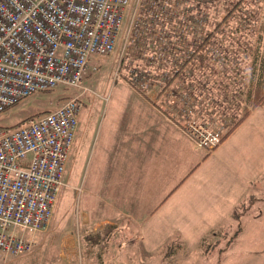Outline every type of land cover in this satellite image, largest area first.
<instances>
[{
    "label": "built area",
    "instance_id": "built-area-1",
    "mask_svg": "<svg viewBox=\"0 0 264 264\" xmlns=\"http://www.w3.org/2000/svg\"><path fill=\"white\" fill-rule=\"evenodd\" d=\"M130 1L0 0V112L37 92L80 87L92 59L114 50ZM201 1L138 3L156 59L173 73L187 67L195 47H206V13L197 17L185 8ZM82 105L79 96L70 97L14 126H0V253L30 251L33 233L51 219ZM182 125L201 149L214 150L223 140L222 127L210 130L188 118Z\"/></svg>",
    "mask_w": 264,
    "mask_h": 264
},
{
    "label": "crops",
    "instance_id": "crops-1",
    "mask_svg": "<svg viewBox=\"0 0 264 264\" xmlns=\"http://www.w3.org/2000/svg\"><path fill=\"white\" fill-rule=\"evenodd\" d=\"M199 64L198 74H157L149 90L104 92L98 96L104 99L103 105H94L93 98V105L82 107L68 156L69 171L66 168L64 175V186L71 187L72 195H77L81 209V214H74L78 226H139L142 218L167 204H172L171 209L164 218L161 216L159 224L197 225L199 221L187 218L188 214L211 215L216 209L228 207L233 218L239 203L249 198L251 201V197L260 199L253 195V188L255 178L259 179L264 170L251 176V128L264 125L251 123L250 111L233 128L246 106L247 83L231 89L227 85L221 90L220 83L216 89L209 86L212 77L203 72L207 61ZM217 78L235 84L232 77ZM212 91H218L217 96ZM209 93L214 97L211 100L207 98ZM190 101L193 112L183 113L184 105ZM192 116L202 124L215 117V126L223 124L228 130L221 144L209 154L181 128L179 121ZM74 162L82 163V168L72 173ZM171 210L185 215L174 219ZM216 222L203 224L213 226ZM242 233L243 228L217 263H224ZM262 238L264 235L252 236L256 243ZM262 251L263 246L251 248V241L243 250L247 256Z\"/></svg>",
    "mask_w": 264,
    "mask_h": 264
},
{
    "label": "rangeland",
    "instance_id": "rangeland-1",
    "mask_svg": "<svg viewBox=\"0 0 264 264\" xmlns=\"http://www.w3.org/2000/svg\"><path fill=\"white\" fill-rule=\"evenodd\" d=\"M204 1H201V4L196 8H192V6H185V8L188 10L191 8L193 11V13L190 11L191 14H197V17L205 15L206 12L207 27L210 29L216 22H220L224 14L220 12L219 16L215 18L213 8L209 6L208 0L202 4ZM141 2L143 3V0L130 1L114 50L109 55L92 59L80 87L66 90L57 88L52 91L34 93L0 112V126H14L29 116L60 106L70 97L79 96L83 102L82 107L93 105L91 102L93 98H95L94 105H103L104 99H99L98 96H102L104 92L130 88L140 91L149 90L154 81L148 77L173 73L172 67H161L160 61L158 62L156 59L157 54L153 52L150 44L153 40L143 32L142 22H140L141 16H143L142 7L138 5ZM244 3L243 12L255 9L256 19L251 21L250 18L248 24L239 21L243 25L240 30H235L234 27L238 21L232 19L229 26L224 27V32L217 33L218 36L216 35L215 39L218 41L206 46L211 62L207 61L203 72L212 77L209 86H216V89L220 83V90L227 85L229 87L227 88L231 89L234 86L236 88L237 85L248 83L245 79L248 80L251 74L253 54L259 47L258 40L263 31L262 27L260 30V25L264 23V0H244ZM139 11L140 13L137 14ZM141 41L145 43L142 48L136 45ZM176 71L186 75H188V71L191 72L190 66L180 67ZM199 72V68L196 67L192 74ZM224 75L232 77L231 80L235 81V84L231 81H219L217 76ZM142 81L146 84L144 86L142 84L141 87ZM217 92L212 91L211 93L217 96ZM211 93L207 95L209 100L214 98ZM226 94L230 98L234 97L230 92H226ZM186 105H190V110L186 111L187 114L193 112L192 102L190 101ZM252 112L251 123L258 126L261 122L264 125V105ZM191 119L195 120L193 116ZM195 121L202 124L199 120ZM179 122L183 129L184 118H182V122ZM204 125L210 130L222 127L223 139L228 133L225 125L215 126V117H209ZM202 150L208 154L213 151ZM263 165L264 127L251 128V176L256 177L260 171H263ZM69 166L70 158H68L66 166L68 171ZM81 168L82 163L74 162L72 173ZM68 171L66 176H68ZM70 188L62 187L51 219L33 233L34 245L32 249L19 256L0 253V264H219L218 260H221L224 255V251L220 249L225 247V241L234 232L237 225V220L232 218L231 209L228 207L216 209L211 215L201 214L199 216V214L190 213V216L188 214L187 218L199 221L197 225L195 223L177 226L159 224L161 216L164 218L169 211L167 209L169 207L171 209L172 204H167L160 210L151 211L145 218H142V224L139 226L131 224L112 226L108 230L106 226L83 228L76 223L74 214H81V209L77 206V195H72L73 190ZM253 189L255 193L253 195L256 198H264V173L259 179L255 178ZM246 202L249 205L248 208L238 211L243 233L240 239L233 243L232 250L226 255L223 264H264V251L252 253L251 256H247L243 252L250 245V241L251 248L264 247V238L257 243L252 240L253 235H264V201L247 200ZM171 211L172 218L177 220L185 215L178 214L176 210L175 213L173 210ZM214 221L217 222L213 226L203 224V222L210 224ZM106 231L110 234L106 238L102 237L97 244L82 239V237L94 233L103 235ZM205 233H207L205 237L198 243L199 238ZM169 246L172 247L171 254L165 257Z\"/></svg>",
    "mask_w": 264,
    "mask_h": 264
},
{
    "label": "trees",
    "instance_id": "trees-1",
    "mask_svg": "<svg viewBox=\"0 0 264 264\" xmlns=\"http://www.w3.org/2000/svg\"><path fill=\"white\" fill-rule=\"evenodd\" d=\"M209 6L213 8V14L214 17L217 18L221 13H223V17L220 20V22H216L214 24L213 28L207 27V21H206V34L205 39L203 40L206 43V46L210 43H216V35L217 33H222L225 30V26H229V23L232 19L237 20V24L234 27L235 30H240L242 28V24L240 22H243L244 24H248L251 18L252 20L256 19V11L255 9H250L246 13L243 12V8L245 6L244 0H208ZM206 13V12H205ZM207 20V19H206ZM240 21V22H239ZM223 24V25H221ZM263 31L260 33L261 36H259V47L257 48V51L253 54L252 62H251V74L248 78L247 83V90L245 95L246 100V106L243 109V114L241 118H239L235 123L234 126H237L249 113L252 112L257 107L264 105V23L260 25ZM232 28V29H234ZM218 36V35H217ZM208 51L205 47L200 46L199 49H196V47L193 49V54L190 59V63L187 65V67L190 65L191 72H187L188 75H192V71L194 68H200V62L209 61L211 59L208 57ZM178 73V71H176ZM227 135V134H226ZM225 138V137H224ZM250 200V198L248 199ZM254 198L251 197V201H253ZM259 201H263V199H258ZM246 201H242L237 205V207L233 211V218L237 220L236 229L234 232L230 235V237L225 241V247L220 249L221 251H224L231 242L236 238V236L239 234V232L242 230L241 223L239 222L240 218L238 215L239 209H246L248 208V204H246ZM107 230L108 228H111L112 226H106ZM110 233H107V231L101 235V233H94L92 235H86L83 237V241L90 240L93 244H97L102 237L106 238ZM172 251V247L169 246L167 248V251L165 253V257L170 256Z\"/></svg>",
    "mask_w": 264,
    "mask_h": 264
}]
</instances>
